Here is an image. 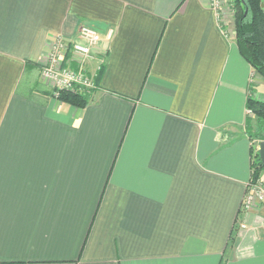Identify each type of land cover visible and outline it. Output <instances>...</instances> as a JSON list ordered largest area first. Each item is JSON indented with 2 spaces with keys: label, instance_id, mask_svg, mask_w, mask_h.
Wrapping results in <instances>:
<instances>
[{
  "label": "crops",
  "instance_id": "0c3cea01",
  "mask_svg": "<svg viewBox=\"0 0 264 264\" xmlns=\"http://www.w3.org/2000/svg\"><path fill=\"white\" fill-rule=\"evenodd\" d=\"M83 26L107 55L79 108L40 71ZM249 96L210 0H0V264H264Z\"/></svg>",
  "mask_w": 264,
  "mask_h": 264
},
{
  "label": "built area",
  "instance_id": "2783aa9c",
  "mask_svg": "<svg viewBox=\"0 0 264 264\" xmlns=\"http://www.w3.org/2000/svg\"><path fill=\"white\" fill-rule=\"evenodd\" d=\"M226 0H210L211 7L219 16ZM228 36H231L228 34ZM102 37L96 30L83 26L78 32V40L67 41L56 38L48 55L47 63L41 68V79L49 84L58 97L61 91H71L88 95L91 99L97 89L91 65L95 63L96 73L105 64L107 52L100 50ZM249 113V112H248ZM250 114V113H249ZM252 179L248 183L241 211L251 212L255 207H264V185H258ZM241 229H246L242 223Z\"/></svg>",
  "mask_w": 264,
  "mask_h": 264
},
{
  "label": "trees",
  "instance_id": "16d2710c",
  "mask_svg": "<svg viewBox=\"0 0 264 264\" xmlns=\"http://www.w3.org/2000/svg\"><path fill=\"white\" fill-rule=\"evenodd\" d=\"M234 25L235 41L241 56L250 64L255 74L264 79V10L262 0H234ZM105 70V64L100 68L95 76L98 85ZM61 102L72 106L84 108L90 102L87 95L71 91H61L57 97ZM247 110L256 117L257 130L251 133V119H248L247 131L250 139L254 138L264 142V102L249 96L247 100ZM252 170L254 177L258 179L264 172L259 153L255 154L251 149Z\"/></svg>",
  "mask_w": 264,
  "mask_h": 264
},
{
  "label": "rangeland",
  "instance_id": "374dc122",
  "mask_svg": "<svg viewBox=\"0 0 264 264\" xmlns=\"http://www.w3.org/2000/svg\"><path fill=\"white\" fill-rule=\"evenodd\" d=\"M226 2V4H227V6H228V8H227V12H228V14H229V16H228V18L226 19H224L223 18V14L221 15V18L226 22V33L227 34H229V35H233V37H234V39H235V25H234V11H233V4H234V0H226L225 1ZM228 22V23H227ZM256 75H258V74H256ZM258 76H260V75H258ZM261 77V76H260ZM262 78V77H261ZM263 79V78H262ZM54 92V91H53ZM249 116L251 117V133L250 134H252V132L254 133V131L256 132V130L258 129L257 128V123H256V117L253 115V114H249ZM249 134V133H248ZM249 134V135H250ZM252 135H254V134H252ZM262 142L259 140V139H257V138H254V140H253V145H254V152H255V154H257V153H259V148H260V144H261ZM253 181L255 182V183H257L258 185H260V184H263L264 185V172L263 173H261V175H260V177L258 178V179H256L255 177H253ZM260 208H262V206H259ZM263 209H264V207H263ZM243 213H245V214H248V213H250V212H243ZM264 215V214H263ZM242 223H244V222H242ZM241 223V224H242ZM263 224H264V222H263Z\"/></svg>",
  "mask_w": 264,
  "mask_h": 264
},
{
  "label": "water",
  "instance_id": "95a60500",
  "mask_svg": "<svg viewBox=\"0 0 264 264\" xmlns=\"http://www.w3.org/2000/svg\"><path fill=\"white\" fill-rule=\"evenodd\" d=\"M259 155H260V159H261L262 165L264 167V142H262L260 144Z\"/></svg>",
  "mask_w": 264,
  "mask_h": 264
}]
</instances>
